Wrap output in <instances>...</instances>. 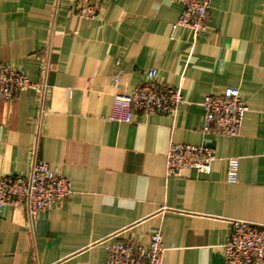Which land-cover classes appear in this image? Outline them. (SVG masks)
Here are the masks:
<instances>
[{"label": "crops", "instance_id": "crops-1", "mask_svg": "<svg viewBox=\"0 0 264 264\" xmlns=\"http://www.w3.org/2000/svg\"><path fill=\"white\" fill-rule=\"evenodd\" d=\"M181 12L174 0H108L85 18L70 3L0 0V65L45 83L0 101V176L25 173L35 150L72 191L32 224L20 209L0 213V264H103L106 245H146L157 231L163 264H230V221L264 226V0H211L198 37L171 34ZM149 69L188 104L109 121L113 95ZM227 88L248 109L238 133L203 132L200 101ZM170 143L213 149L210 171L167 178ZM231 157L236 184L225 180Z\"/></svg>", "mask_w": 264, "mask_h": 264}, {"label": "built area", "instance_id": "built-area-1", "mask_svg": "<svg viewBox=\"0 0 264 264\" xmlns=\"http://www.w3.org/2000/svg\"><path fill=\"white\" fill-rule=\"evenodd\" d=\"M108 0H55L70 3L85 18L97 15L101 5ZM182 7L178 19L171 25V34L186 29L195 37L207 31L211 0H174ZM121 71H116L111 87L118 90ZM45 83L29 80L24 70L10 65H0V101H10L28 90L44 89ZM70 95V92H69ZM40 115L44 113L40 102ZM184 101L179 88L157 81V71L149 69L145 81L128 93L113 95L108 120L130 123L135 112L143 116L174 115ZM202 109V131L205 133L234 136L238 133L243 117L248 111L241 93L236 88H227L219 95H207L200 101ZM40 130L37 133V140ZM215 160L213 149L199 145L170 143L165 153L166 177H180L186 170L208 173ZM226 183L238 182L239 160L227 159ZM71 182L47 162L37 158L36 151L28 170L20 175L0 176V213L4 209H20L29 222L52 210L71 194ZM231 232L223 245L226 262L230 264H264V226L243 221H230ZM103 264H163L166 251L160 232L150 235L146 245L116 242L105 246Z\"/></svg>", "mask_w": 264, "mask_h": 264}]
</instances>
